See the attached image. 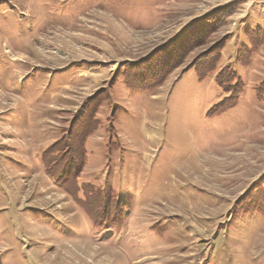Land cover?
Returning <instances> with one entry per match:
<instances>
[{
	"label": "rangeland",
	"instance_id": "1",
	"mask_svg": "<svg viewBox=\"0 0 264 264\" xmlns=\"http://www.w3.org/2000/svg\"><path fill=\"white\" fill-rule=\"evenodd\" d=\"M263 80L264 0H0V264H264Z\"/></svg>",
	"mask_w": 264,
	"mask_h": 264
},
{
	"label": "trees",
	"instance_id": "2",
	"mask_svg": "<svg viewBox=\"0 0 264 264\" xmlns=\"http://www.w3.org/2000/svg\"><path fill=\"white\" fill-rule=\"evenodd\" d=\"M218 60L219 58L216 57V59H213V61H211L210 64L208 63L207 66L204 65L196 69L198 81H203L209 73L215 70V65L217 64ZM178 63L179 62H175L169 69L165 70L164 72H161L162 74H160L159 76L156 75V77H151L146 80L144 79L143 80L144 82H139V81L137 82L129 78L126 85L129 89L139 88V87H146V89L147 88L153 89L161 82H163V80L167 77L169 72H171L173 69L177 67ZM216 84L218 85L219 88L222 89L223 92L227 93L229 97H227L224 101H222L218 106H216L209 112V115L211 116H218L224 113L225 111L233 108L237 103L239 94L242 92V84L240 80H238L235 73L228 68L222 69L217 74ZM263 87H264V80L262 81L258 90H261V88ZM257 93L259 95L260 91H258Z\"/></svg>",
	"mask_w": 264,
	"mask_h": 264
}]
</instances>
